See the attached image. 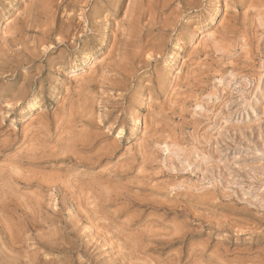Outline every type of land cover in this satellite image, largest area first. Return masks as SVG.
I'll return each instance as SVG.
<instances>
[{"label":"rangeland","instance_id":"rangeland-1","mask_svg":"<svg viewBox=\"0 0 264 264\" xmlns=\"http://www.w3.org/2000/svg\"><path fill=\"white\" fill-rule=\"evenodd\" d=\"M0 264H264V0H0Z\"/></svg>","mask_w":264,"mask_h":264},{"label":"bare ground","instance_id":"bare-ground-1","mask_svg":"<svg viewBox=\"0 0 264 264\" xmlns=\"http://www.w3.org/2000/svg\"><path fill=\"white\" fill-rule=\"evenodd\" d=\"M88 58V57H87ZM83 63V62H82ZM81 64V63H80ZM76 68V67H75ZM29 107V106H28ZM29 109V108H28Z\"/></svg>","mask_w":264,"mask_h":264}]
</instances>
